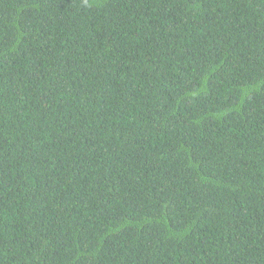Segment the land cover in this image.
I'll use <instances>...</instances> for the list:
<instances>
[{"label":"trees","instance_id":"trees-1","mask_svg":"<svg viewBox=\"0 0 264 264\" xmlns=\"http://www.w3.org/2000/svg\"><path fill=\"white\" fill-rule=\"evenodd\" d=\"M0 264H264V0H0Z\"/></svg>","mask_w":264,"mask_h":264}]
</instances>
